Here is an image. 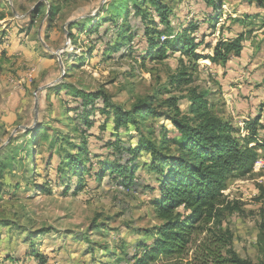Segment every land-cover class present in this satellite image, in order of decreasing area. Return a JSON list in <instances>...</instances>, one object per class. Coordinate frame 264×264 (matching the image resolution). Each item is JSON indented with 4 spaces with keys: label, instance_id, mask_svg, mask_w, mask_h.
<instances>
[{
    "label": "rangeland",
    "instance_id": "1",
    "mask_svg": "<svg viewBox=\"0 0 264 264\" xmlns=\"http://www.w3.org/2000/svg\"><path fill=\"white\" fill-rule=\"evenodd\" d=\"M114 1L0 0V162L7 164L6 178L0 181V264L7 261V254L14 259L6 264H124L128 256L142 250L138 245L154 240L153 233L162 225L151 205L154 197L127 190L109 177L101 182L87 181L76 194H62L48 182L41 161L49 155L51 138L69 131L65 123L74 89L102 91L126 111L152 98L161 117L151 115L145 120L148 130L163 125L172 130L166 119L175 109L168 106V100L176 101L180 117L186 116L195 93L206 95L215 116L240 128L239 137L248 131L236 123L264 117V91L260 98L242 92L245 86L264 88V28L260 23L264 0H215L221 7L212 16L214 22L209 17L213 6L207 5L208 0H167L175 25L197 23L200 30L195 38L197 43L204 41L199 49L203 54H212L207 45L246 35L244 54L250 63L242 70L243 78L236 70L214 66L209 60L192 64L179 53L145 61L140 56L143 43L138 35L131 52L128 47L111 55L99 43L90 53L96 35L80 29L88 31L108 20L100 32H112L115 25L106 12ZM246 17L252 19L251 27L242 25ZM119 21L121 24L123 17ZM19 48L24 49L21 54ZM30 71L33 80L16 89L15 84ZM179 78L184 81L179 83ZM230 87L235 97L224 93L223 88ZM64 88L69 93L55 92ZM253 107V115L248 117L245 112L250 114ZM237 113L245 118L236 119ZM40 128L46 129L47 138L34 140ZM258 155V161H264V150H258ZM142 176L147 178V172ZM224 198L220 218L200 226L186 254L160 257L151 264H217L209 254L222 244L226 245L221 250L224 258L229 259L233 252L248 264H263L264 167L245 178H231ZM31 246L42 255L43 263L30 255L25 259V249Z\"/></svg>",
    "mask_w": 264,
    "mask_h": 264
},
{
    "label": "trees",
    "instance_id": "2",
    "mask_svg": "<svg viewBox=\"0 0 264 264\" xmlns=\"http://www.w3.org/2000/svg\"><path fill=\"white\" fill-rule=\"evenodd\" d=\"M206 3L213 6L209 17L214 22L212 16L221 6H217L215 0ZM172 13L167 0H115L106 12L115 25L112 32L109 29L100 32L108 20L95 24L88 31L83 26L80 30L89 36L96 35L90 53L99 43L111 55L121 54L128 47L131 52L134 50L131 43L138 35L143 43L140 56L145 61L163 60L169 53H179L192 64L209 60L214 66L227 68L233 58L242 56L247 40L245 34L220 40L214 46L207 45L206 49L212 54H203L199 49L204 41L197 43L195 38L200 30L197 23L189 21L175 25ZM120 17H123L121 24ZM241 23L246 28L253 25L249 17ZM260 23L264 28V17ZM115 40L116 47L113 46ZM183 81L182 78L178 80L179 83ZM64 89L55 92L59 91V95L63 91L69 93ZM70 94L72 104L65 123L69 131L51 138L47 147L49 155L42 158L41 167L48 182L62 194H76L87 181L101 182L109 177L127 190L142 191L154 197L151 205L162 225L153 233L154 240L148 245H138L142 250L128 256L124 264H151L160 257L186 254L200 226L220 218L229 180L250 175L258 161V150H264L262 118H250L245 124L247 135L239 137L241 129L215 116L205 94L195 93L191 97L190 114L181 117L176 101L168 100V106L175 109L174 115L166 119L172 130L164 125L158 130L145 127V120L151 115L161 117L153 108L152 98L126 111L113 104L102 91L87 93L74 89ZM33 138H47L46 129L35 131ZM98 147H103V151ZM33 163L37 170L40 169L37 160L33 159ZM6 168L7 164L0 162V181L6 178ZM143 171L147 172V178H143ZM225 247L222 244L209 254L215 263L248 264L233 252L229 259L224 258L221 250ZM29 255L43 263L42 255L32 246L25 249L24 258L28 259ZM4 259L14 258L7 254ZM30 264L36 263L31 261Z\"/></svg>",
    "mask_w": 264,
    "mask_h": 264
},
{
    "label": "crops",
    "instance_id": "3",
    "mask_svg": "<svg viewBox=\"0 0 264 264\" xmlns=\"http://www.w3.org/2000/svg\"><path fill=\"white\" fill-rule=\"evenodd\" d=\"M22 51H24V49H21V48H19V53L21 54V52ZM245 51H247V46L246 47H244V51H243V53H242V56L241 57H239V58H233L230 62H229V64H228V66H227V70L229 71H232L233 72V70H236V74L237 75H241V77L243 78V76H245L246 74L244 73V71L242 72V70H243V68H244V66H249V63H250V60L246 57V55L244 54V53H246ZM248 53V52H247ZM241 70V71H240ZM242 78H240L239 77V80L240 79H242ZM247 78V77H246ZM244 83H245V81H243V84L242 85H239V87L240 88H242V87H244ZM230 89H231V91H233V88H223V90H224V93L225 94H227L228 96H230V95H233L234 97H235V95L234 94H231V92H230ZM264 91V88H263V90H261V89H259V90H256L255 88H254V86H245V88H243V90H242V92L244 93L245 92V95H248V94H250L251 96H257V98H260L262 95H261V93ZM257 93V94H256ZM238 101H240V100H238ZM245 102H247V99L246 100H242V103H241V106L243 107V103H245ZM237 108H239V110L241 109V107H240V104H238L237 103ZM253 111H254V107L252 108V110L250 111V114H248L249 112H245V114L249 117L250 115H253ZM238 115H237V118L236 119H240V120H242L243 118H245L244 117V115H242V113H237ZM258 115H260V113L258 114ZM262 119L264 120V117H262ZM249 120V119H248ZM247 120V121H248ZM262 120V121H263ZM236 124H243V125H245V123L242 121V123H236Z\"/></svg>",
    "mask_w": 264,
    "mask_h": 264
},
{
    "label": "built area",
    "instance_id": "4",
    "mask_svg": "<svg viewBox=\"0 0 264 264\" xmlns=\"http://www.w3.org/2000/svg\"><path fill=\"white\" fill-rule=\"evenodd\" d=\"M33 74H34V72L33 71H30L29 74H27V76L24 79L20 80L19 82H17L15 84V86L17 87V88L15 87V88L16 89H22V87H23V85L25 83L31 82L33 80ZM263 167H264V161L263 160H260V161H257V163L254 166V169L259 171Z\"/></svg>",
    "mask_w": 264,
    "mask_h": 264
}]
</instances>
